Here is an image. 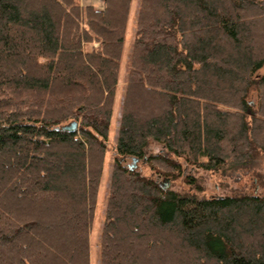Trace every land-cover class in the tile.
I'll use <instances>...</instances> for the list:
<instances>
[{
  "label": "trees",
  "instance_id": "obj_1",
  "mask_svg": "<svg viewBox=\"0 0 264 264\" xmlns=\"http://www.w3.org/2000/svg\"><path fill=\"white\" fill-rule=\"evenodd\" d=\"M102 1L0 0V264H91L132 3ZM263 67L264 0H140L100 264H264V195L173 186L264 152Z\"/></svg>",
  "mask_w": 264,
  "mask_h": 264
},
{
  "label": "rangeland",
  "instance_id": "obj_2",
  "mask_svg": "<svg viewBox=\"0 0 264 264\" xmlns=\"http://www.w3.org/2000/svg\"><path fill=\"white\" fill-rule=\"evenodd\" d=\"M83 6L93 5L95 8H102L101 0H80ZM140 0H132L130 15L127 27L126 44L123 53L121 70L119 74V83L115 94V104L113 108V115L111 120V129L109 132L110 147L106 153L105 165L101 179V185L98 196V206L92 229L90 232V262L91 264H100V238L103 224L105 221V210L108 199V192L111 181V172L113 165V146L117 142L118 131L124 102V95L126 90V83L128 77V68L133 45V38L135 34L136 21L138 16ZM257 40L262 44L263 38L257 37ZM264 73V67L260 70ZM70 124V123H69ZM72 124V123H71ZM151 150L156 152L160 149V145L150 141ZM147 174H150L148 168H144ZM192 170L189 168V171ZM195 177L198 178L197 185L203 189L201 191L190 187L182 179L174 182V188L182 192L194 191L201 197L221 196L225 194H258L264 195V152H257L250 162L240 164L226 172L206 171L203 169L194 170Z\"/></svg>",
  "mask_w": 264,
  "mask_h": 264
},
{
  "label": "water",
  "instance_id": "obj_3",
  "mask_svg": "<svg viewBox=\"0 0 264 264\" xmlns=\"http://www.w3.org/2000/svg\"><path fill=\"white\" fill-rule=\"evenodd\" d=\"M78 124L76 122L72 123L69 127H66L69 131H75L77 130Z\"/></svg>",
  "mask_w": 264,
  "mask_h": 264
},
{
  "label": "crops",
  "instance_id": "obj_4",
  "mask_svg": "<svg viewBox=\"0 0 264 264\" xmlns=\"http://www.w3.org/2000/svg\"><path fill=\"white\" fill-rule=\"evenodd\" d=\"M101 2H102V8H103V6H104V3H103V1L101 0ZM99 9H101V8H99ZM112 173V172H111Z\"/></svg>",
  "mask_w": 264,
  "mask_h": 264
}]
</instances>
